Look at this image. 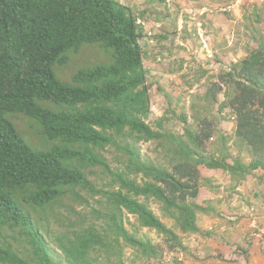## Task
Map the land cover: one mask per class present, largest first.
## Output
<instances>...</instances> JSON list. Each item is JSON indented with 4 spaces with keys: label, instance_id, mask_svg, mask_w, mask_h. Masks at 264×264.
I'll return each mask as SVG.
<instances>
[{
    "label": "trees",
    "instance_id": "obj_1",
    "mask_svg": "<svg viewBox=\"0 0 264 264\" xmlns=\"http://www.w3.org/2000/svg\"><path fill=\"white\" fill-rule=\"evenodd\" d=\"M142 32L131 8L118 0H0V229L21 239L16 250L0 236V264H126V246L162 263V249L125 226L153 229L169 249L185 248L149 199L184 233H199L197 213L214 211L195 200L200 186L211 184L199 165L225 171L231 191L255 169L263 176L264 43L212 88L211 94L216 89L223 95L218 109L233 115L232 157L222 134L219 154L204 153L205 140L216 132L208 117L196 131L185 125L176 134L161 130V119L159 129L145 120L149 85L138 43ZM85 44L99 46L107 59L78 68L69 82L60 80L54 64ZM21 118L49 141L48 148L26 141L16 125ZM140 140L162 145L167 164L142 159ZM106 146L114 147L119 166L111 167L99 153ZM93 167L107 179L106 187L88 178ZM48 242L61 258L53 257Z\"/></svg>",
    "mask_w": 264,
    "mask_h": 264
},
{
    "label": "rangeland",
    "instance_id": "obj_2",
    "mask_svg": "<svg viewBox=\"0 0 264 264\" xmlns=\"http://www.w3.org/2000/svg\"><path fill=\"white\" fill-rule=\"evenodd\" d=\"M120 1L131 6L139 24L145 30L140 43L148 72L147 82L151 86L149 116L146 121L155 129L157 119L164 116L162 130L176 134L183 132L185 125L196 131L199 129V121L208 117L216 132L205 140L204 153L219 154L220 142L217 136L222 134L226 138L223 142L228 146L230 156H235L237 148L232 134L233 115L228 108L218 109V103L223 99L221 91H217V99H214L211 94H206V90L212 87V84L220 82L219 75L226 64L242 59L253 52L259 43H264V0ZM213 1L219 6L217 10L203 12ZM187 26L189 30L184 29ZM81 53L80 46L76 51L78 56L72 57L62 65L55 63V75L67 82L75 68L81 64L83 56L95 57L97 50L91 48L83 56ZM181 116L185 117L186 122L181 120ZM25 121L16 123L24 133L32 135L27 140L36 143L41 138L35 136ZM41 145L40 142L38 146ZM136 147L142 159L167 164L165 149L156 141H139L136 142ZM102 152L109 165L114 167L117 163L116 151L107 147ZM243 159L248 162L249 157L243 154ZM198 168L202 176L209 177L210 186H213L211 188L208 184L201 185L195 197L199 204L204 206L210 203L214 208L212 212L197 213L196 224L201 232L184 233L173 218L163 215L157 201L148 200L149 207L161 221L181 237L185 244L183 250L175 247L169 249L170 244L155 230L145 227L134 229L125 221L130 233L138 238L150 240L162 249V255L159 257L162 261L177 255L183 258L191 255L194 258L205 257L206 251H201V248L212 240L218 243L219 239H224L231 244L232 241L236 242V233L242 236L244 232L254 228L264 229V225H254L255 222L251 221L255 217L256 221L264 217V174L262 177L260 175L263 171L255 169L247 173L244 179L238 182L235 191H231L229 176L225 171L208 169L202 165ZM88 177L97 186L104 182L102 174L98 172L88 174ZM125 218L134 225L137 224L132 214H127ZM9 234L8 228L1 229L5 241L10 242L12 249L18 250L20 237L15 234L16 238L13 240ZM49 248L53 257L61 258L58 249L54 246ZM214 254L215 250L207 256ZM124 259L126 264L157 263L156 257L145 258L130 246L124 247Z\"/></svg>",
    "mask_w": 264,
    "mask_h": 264
},
{
    "label": "crops",
    "instance_id": "obj_3",
    "mask_svg": "<svg viewBox=\"0 0 264 264\" xmlns=\"http://www.w3.org/2000/svg\"><path fill=\"white\" fill-rule=\"evenodd\" d=\"M261 222V226H263L264 217L258 218L259 225ZM260 230L258 232H244L242 236H240V233H236L234 237L236 242L232 241L230 242L231 244H228L227 240L225 241L224 239H219L218 243L212 240L205 247L201 248V251L203 249L206 251H204L205 257L194 258L191 255L176 264H264V229ZM243 237L248 240V244L247 240L245 241ZM241 248L246 250L248 256L247 262L241 253ZM213 250H215V254L207 256Z\"/></svg>",
    "mask_w": 264,
    "mask_h": 264
},
{
    "label": "clouds",
    "instance_id": "obj_4",
    "mask_svg": "<svg viewBox=\"0 0 264 264\" xmlns=\"http://www.w3.org/2000/svg\"><path fill=\"white\" fill-rule=\"evenodd\" d=\"M120 3H122L120 0H118ZM122 4H124V5H126V6H129V5H127V4H125V3H122ZM130 8H131V6H129ZM217 7H219V6H216L215 5V3H214V1L213 2H210L209 3V5H208V8H206L203 12H205V11H211V12H213V11H216L217 10ZM131 12H132V14L134 15V17H135V22L138 24V26L141 28V30L143 31L142 33H143V36H144V28L139 24V21L137 20V17H136V15L134 14L135 12H133V10H132V8H131ZM223 21V20H222ZM185 30H189V28H188V26L186 27V28H184ZM194 29H195V27H194ZM142 36V37H143ZM140 40H141V38H140ZM140 40L138 41V43L140 44V46H141V49H142V63H143V66H144V68H145V70H146V79H148V76H147V68H146V65H144V50H143V47H142V45H141V43H140ZM91 48H94V49H96L97 50V53H96V55H95V57L94 56H89V57H84L83 56V54L87 51V50H90ZM78 50V48L77 49H75V50H70V51H68L67 53H66V62L65 63H67V62H69L71 59H72V57H75V56H78V55H76V51ZM81 56H83V58H82V62H81V64L80 65H78L76 68H75V70H74V72L78 69V68H81V67H84L87 63H89V64H91V63H95V62H97V61H104V60H106L107 59V56L105 55V53H104V51L103 50H101L100 49V47L99 46H97V45H95V44H91V45H84V46H81ZM73 53V54H72ZM238 61V60H237ZM237 61H234V62H228L229 64H226L225 66H224V69H223V71L221 72V74L219 75V78H221L222 76H224V75H226L227 73H234V64L237 62ZM65 63H61V64H59V65H62V64H65ZM73 72V73H74ZM70 78H71V76H70ZM70 78H69V80L67 81V82H69L70 81ZM61 80V79H60ZM221 83V80H220V82H217V84H220ZM147 84L149 85V83L147 82ZM216 84V83H215ZM213 86H214V84H212ZM213 86L211 87H208V89L206 90V94H211V92H212V88H213ZM151 88V86L149 85V89ZM149 89H148V94H149ZM217 91L218 90H216L215 89V91L214 92H216L217 93ZM221 91V90H220ZM216 93H215V95H213V94H211V96L214 98V99H217V95H216ZM173 112V111H172ZM148 118V117H147ZM146 118V119H147ZM145 119V120H146ZM161 119V124H162V122H163V120L165 119L164 118V116H162V117H160L159 119H157V121H159ZM24 120H26L25 118H21V119H19V120H17V121H24ZM27 122L25 121V124H26ZM149 124V123H148ZM16 125H17V128L21 131V133H22V135L24 136V138L26 139V141L31 145V146H33V147H35V148H44V147H46V148H48L49 147V141L41 134V133H39V131H37L36 129H34L33 127H30V126H28V127H30V129H32V131L34 132V134H35V136H39L41 139H39V141H36V143H32L31 142V140L30 141H28L27 140V138H31V136L32 135H30V134H27V133H24L23 132V130L21 129V127H19L18 126V124L16 123ZM156 125V127H155V129H159L157 126V123L155 124ZM153 128V127H152ZM154 129V128H153ZM161 130H162V126H161ZM140 141H142V140H140ZM153 141H155V140H153ZM42 143V145L41 146H38V144L39 143ZM157 142V141H156ZM158 143V142H157ZM159 144V143H158ZM107 147H112L113 148V150H114V147L113 146H106L105 148H103V149H98V151H99V153L101 154V155H103L104 156V154H103V152H102V150H104V149H106ZM166 151V150H165ZM106 158V157H105ZM92 170H94V172L93 173H97V171H100V170H98V169H96L95 167H93V169ZM99 173V172H98ZM103 176V175H102ZM89 178V177H88ZM93 182V181H92ZM105 182H107V179H104V182L102 183V184H100L99 186H97L94 182V184L97 186V187H106L105 186ZM82 192V195L83 196H86V194H85V192L84 191H81ZM81 206H80V204H78V208L77 209H79ZM153 211V210H152ZM154 212V211H153ZM251 221H254L255 223H254V225L256 224V223H258V220L256 221V217L255 218H253ZM253 225V226H254ZM260 225H262V222L260 223ZM125 226H126V224H125ZM2 228H7V227H5V226H3ZM1 228V229H2ZM51 228H55V224H52V227ZM146 228V227H145ZM1 229H0V236H1ZM255 229H257V228H254L253 230H251V231H254V232H258V231H261L260 229H257V230H255ZM247 232H250V231H247ZM253 232V233H254ZM46 236V235H45ZM243 239L246 241L247 239L246 238H244L243 237ZM247 244H248V240H247ZM48 245H49V247L50 246H54L55 247V245L52 243V242H48ZM56 248V247H55ZM247 248V247H246ZM57 249V248H56ZM246 251V250H245ZM241 253H242V255H243V257L245 258V256H244V253L241 251ZM187 257V256H186ZM185 258V257H184ZM182 256H175L174 258H172V259H168V260H164V261H161L162 263H156V264H176V263H178V262H181L182 261V259H184ZM245 259H248V256H247V258H245ZM246 261V260H245ZM247 262V261H246Z\"/></svg>",
    "mask_w": 264,
    "mask_h": 264
}]
</instances>
